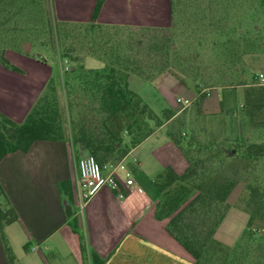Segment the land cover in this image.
Segmentation results:
<instances>
[{
	"label": "rangeland",
	"instance_id": "1",
	"mask_svg": "<svg viewBox=\"0 0 264 264\" xmlns=\"http://www.w3.org/2000/svg\"><path fill=\"white\" fill-rule=\"evenodd\" d=\"M20 1V16L8 8L1 19L0 48L14 45L54 66L50 78L74 163L82 151L72 137L71 119L78 113L92 116V109L72 71L120 62L142 70L149 76L132 74L130 87L162 118L153 132L183 137L203 170L201 179L226 186L228 208L214 234L222 245L202 264H264V99L257 92L255 103L246 104L249 87L262 89L256 75L264 69V0H174L170 25L126 27L59 23L50 0ZM164 75H172L173 82L162 80ZM187 185L175 183L169 196L191 198L197 188L189 191ZM252 212L256 217L249 225ZM26 243L16 241L17 264L26 255L34 264L30 252L39 253ZM40 255L52 261L49 251Z\"/></svg>",
	"mask_w": 264,
	"mask_h": 264
},
{
	"label": "crops",
	"instance_id": "2",
	"mask_svg": "<svg viewBox=\"0 0 264 264\" xmlns=\"http://www.w3.org/2000/svg\"><path fill=\"white\" fill-rule=\"evenodd\" d=\"M8 1L0 0V27L8 8L21 15L18 11L23 1ZM95 3L50 0L53 16L66 24L89 22ZM96 21L123 27L168 26L172 23V0H105ZM5 52L23 70L6 67L0 61V109L23 121L55 68L14 45L7 44ZM171 76L164 75L162 80L173 82ZM80 147L86 151L82 143ZM123 163L135 179L131 187L123 185L124 196L103 185L81 202L77 163L66 140L37 139L27 151L7 153L0 161V177L20 218L5 225V239L0 232V264H14L6 243L15 254L16 241H27L29 249L39 252H30L34 264H85L84 256L92 264H195L192 254L167 228L170 216L162 206L164 192L155 181L168 166L178 173L186 170L189 160L184 150L166 132L155 131L133 146ZM109 170V165L104 168L106 173ZM75 220L85 235V253L72 225ZM40 251H49L52 261H45ZM25 257L20 258L22 264H28Z\"/></svg>",
	"mask_w": 264,
	"mask_h": 264
},
{
	"label": "trees",
	"instance_id": "3",
	"mask_svg": "<svg viewBox=\"0 0 264 264\" xmlns=\"http://www.w3.org/2000/svg\"><path fill=\"white\" fill-rule=\"evenodd\" d=\"M104 1L96 0L91 20L81 25L110 26L96 21ZM58 22L64 23L60 20ZM0 61L6 67L23 70L6 55L5 47L0 48ZM72 72L76 74L74 76L79 81L80 89L90 98L89 104L92 109L90 113L92 116L82 113L72 116V137L82 143L87 152L94 154L99 162L106 163L125 157L133 146L154 131L155 126L163 123L162 118L129 85L131 73L149 76L142 70L130 67L127 63L121 65L120 62L119 66L82 68ZM68 81L67 83L71 85V81ZM262 89L259 90L256 87L247 89L248 107L255 103L253 101L255 93H260L261 98L264 99V89ZM74 104L75 100L72 98L71 106L73 107ZM59 107L52 76L23 121L15 120L0 109V161L9 152L19 149L29 150L37 139L65 140L67 135L64 132ZM168 135L184 150L189 165L182 173L168 166L156 177V184L165 195L162 206L167 209V214L170 216L167 228L192 254L195 264H202L214 254L215 245H222L214 234L228 208L225 196L226 186H213L205 179L202 180L203 170L199 169L198 160L193 159L185 149L184 138L174 131H168ZM253 145L255 143L249 144V147ZM254 154L255 152H249L248 155ZM177 182L189 184L190 186L187 185L186 189L189 191L191 186L197 188V193L186 199L176 195L174 198L173 195L169 196L171 187ZM255 217L256 213L252 212L249 225ZM19 218L20 213L0 177V232L4 239L5 225ZM72 225L79 233L81 248L85 253L87 251L85 235L76 227L77 220L73 221ZM28 245L29 243H26L27 248ZM6 248L11 262L17 264L7 243Z\"/></svg>",
	"mask_w": 264,
	"mask_h": 264
},
{
	"label": "built area",
	"instance_id": "4",
	"mask_svg": "<svg viewBox=\"0 0 264 264\" xmlns=\"http://www.w3.org/2000/svg\"><path fill=\"white\" fill-rule=\"evenodd\" d=\"M256 82L264 89V69L257 72ZM179 101L187 102L188 99L178 97ZM78 176L77 185L79 187V193L81 202L95 194L103 185H109L118 192L120 196L125 195L123 185L131 187L135 183V179L131 172L126 169L123 161L119 164L109 163V172H105L103 166L96 156L92 153L82 150L77 160ZM124 172L122 174L121 172ZM139 188L142 189L141 186Z\"/></svg>",
	"mask_w": 264,
	"mask_h": 264
},
{
	"label": "water",
	"instance_id": "5",
	"mask_svg": "<svg viewBox=\"0 0 264 264\" xmlns=\"http://www.w3.org/2000/svg\"><path fill=\"white\" fill-rule=\"evenodd\" d=\"M67 209H68V212L70 213L71 212V205L70 204H68Z\"/></svg>",
	"mask_w": 264,
	"mask_h": 264
}]
</instances>
